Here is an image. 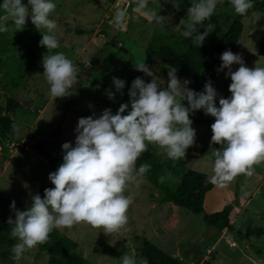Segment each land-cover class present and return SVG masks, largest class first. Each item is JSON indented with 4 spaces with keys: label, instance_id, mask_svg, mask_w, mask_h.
Here are the masks:
<instances>
[{
    "label": "rangeland",
    "instance_id": "obj_1",
    "mask_svg": "<svg viewBox=\"0 0 264 264\" xmlns=\"http://www.w3.org/2000/svg\"><path fill=\"white\" fill-rule=\"evenodd\" d=\"M22 2L27 4L28 0ZM53 2L57 8L50 18L58 25L56 34L60 40V47L55 51L65 53L80 69L76 83L69 90L71 95L55 98L49 94L50 86L42 64L48 50L39 44L45 29H37L29 16L23 30L16 31L8 21L10 30L2 33L37 58L18 87L4 85L5 69L0 65V106L5 109L8 97L21 103V107L10 114L19 126V132L13 137L18 145L7 150L1 149L0 144V236L9 217L15 218L10 208L13 200L18 209L26 210L37 187H54L49 174L63 163L62 145L75 144L79 118L93 114L98 117L108 108L115 114L121 104H130L128 93L136 74L151 79L136 69V62L149 65L166 85L168 72L175 69L163 63L154 50L163 44H170L180 52L186 49L181 43L185 30L182 24L188 20V8L199 0H180L179 9L169 0H148V7L143 10L137 8L135 0ZM151 11L162 17L161 22L151 18ZM222 11L235 13L230 0H218L214 13ZM3 14L0 9V15ZM244 25L242 38L233 52L242 54L248 67H264V56L257 53L264 34V15L252 14L244 19ZM233 67L235 70L239 65ZM226 71L220 72L215 83L218 93L225 98L231 96V79L226 77ZM113 77L125 81L122 90L117 91ZM188 87L200 92L192 81ZM108 89L115 93L114 99L108 97ZM201 114L204 122L195 127L196 144L188 149L187 167L212 177V151L220 145L210 143L215 118L205 115L203 110ZM38 140H44L47 156L42 157L35 151ZM151 146L166 156L164 149L151 144L148 148ZM46 157H52L53 162ZM125 195H130L133 203L128 209V224L120 231L106 234L102 228H93L87 223L59 228L78 242V252L88 259V264H121L125 253L141 264L139 250L143 237L184 264H264V163L255 166L251 177L238 176L224 188L214 185L204 199L206 213L232 204L231 222L246 239L228 230L217 234L201 214L173 203H160L158 190L143 178L139 189L130 185ZM17 242L0 244V264L3 252L12 249ZM19 263L47 264V254L35 247L27 250Z\"/></svg>",
    "mask_w": 264,
    "mask_h": 264
},
{
    "label": "clouds",
    "instance_id": "obj_2",
    "mask_svg": "<svg viewBox=\"0 0 264 264\" xmlns=\"http://www.w3.org/2000/svg\"><path fill=\"white\" fill-rule=\"evenodd\" d=\"M135 2L138 9L148 7V0ZM169 2L179 9L180 0ZM217 3L218 0H199L188 8L182 35L190 38L196 48L202 47L205 38L215 30L214 25L208 24L200 33L197 25L212 17ZM230 3L239 15L254 7L253 0H230ZM56 8L53 0H28L27 4L22 0H3L0 33L10 30L8 21L16 31L23 30L29 16L37 29L46 30L39 41L48 50L42 59L43 74L50 86L49 94L62 98L72 94L69 90L80 69L65 53L55 51L60 47L58 25L50 14ZM151 18L156 22L162 20L156 11H151ZM220 59L222 64L217 71L227 70L225 75L231 79L230 97L220 95L211 80L203 91L197 92L188 87L190 80L178 77L176 70H170L166 85L162 84L149 65L136 62V69L151 77V81L139 76L132 81L128 93L130 111H127L129 103H123L115 114L108 108L98 117L93 114L79 118L75 144L62 145L63 163L49 174L54 187L45 188L43 197L39 193L31 195L27 210L18 209L15 200L10 205L15 218L10 216L7 222L12 226L11 238L18 241L11 249L16 264L27 250L46 243L54 229L87 223L102 228L106 234H114L125 228L133 203L125 191L130 185L139 189L144 174L151 169L148 163L137 169L138 159L148 151L149 144L164 149L173 161L185 157L187 150L196 144L197 131L192 127L191 114L197 110L215 118L210 143L220 147L212 151L211 182L224 188L238 176H253L255 166L264 163V67L246 66L242 54L231 50L223 52ZM234 65H239L238 69L234 70ZM113 82L117 91L125 87L122 79L113 77ZM107 95L110 99L115 97L111 89ZM12 129L19 132L15 123ZM171 178L169 172L161 175L159 182ZM121 264L137 261L125 253Z\"/></svg>",
    "mask_w": 264,
    "mask_h": 264
},
{
    "label": "trees",
    "instance_id": "obj_3",
    "mask_svg": "<svg viewBox=\"0 0 264 264\" xmlns=\"http://www.w3.org/2000/svg\"><path fill=\"white\" fill-rule=\"evenodd\" d=\"M254 7L248 10L245 15H239L236 12L229 11L217 12L206 20L203 25H197L198 32L206 30L208 24L214 25L212 31L206 38L202 47L196 48L190 38L183 36L181 43L186 46L183 52L178 51L170 44L160 45L154 54L167 66L175 69L181 80L187 79L195 83L200 89L204 90L205 84L211 80L213 86L220 72L217 69L222 64L220 59L223 52L233 51L244 32V19L252 14L264 15V0H253ZM184 26V24H182ZM81 32V30H78ZM257 53L264 56V34L261 39ZM37 56L25 48L19 47L0 33V65L5 69L2 75L4 85L18 87L25 74L33 64ZM142 77L145 81L151 79L143 74H136V77ZM187 104V101L184 102ZM21 107V103L13 97L6 99L5 109L0 106V144L1 148L8 150L7 141L15 140L13 137L16 132L12 125L15 120L10 116L14 111ZM131 105L129 104V109ZM193 120L192 127H196L204 122L201 110L191 114ZM158 151V150H157ZM44 157L42 154H40ZM189 150L185 157L179 161H173L167 156L163 157L156 148L151 146L148 151L143 153L136 163L138 169L140 165L148 163L151 169L146 172L143 179L153 185L158 190L160 203H173L191 210L193 213L201 214L204 222L213 227L219 234L228 230L241 238L247 236L236 229L231 222L230 213L233 205L228 203L220 210L206 213L204 209V199L206 193L214 187L211 177L205 172L187 167ZM53 162L52 157H46ZM55 169L53 170V172ZM171 173V179L159 182L161 175ZM48 186L37 187L35 193L44 196V189ZM27 210V209H26ZM11 225H6L0 236V244H12L15 239L11 238ZM78 242L73 238L62 233L59 229H54L46 243L38 245V251L47 254V264H88L89 261L78 252ZM108 247V246H106ZM261 253V252H260ZM142 258L141 264H184L178 258L164 252L159 247L143 237V244L139 250ZM11 249L5 250L2 254L1 264H16L12 259ZM20 264V263H19Z\"/></svg>",
    "mask_w": 264,
    "mask_h": 264
},
{
    "label": "water",
    "instance_id": "obj_4",
    "mask_svg": "<svg viewBox=\"0 0 264 264\" xmlns=\"http://www.w3.org/2000/svg\"><path fill=\"white\" fill-rule=\"evenodd\" d=\"M119 2H120V0H119ZM102 94H104V92H102ZM34 149L39 154H42L44 156H47L48 155V148L44 144V140H38L36 142L35 146H34Z\"/></svg>",
    "mask_w": 264,
    "mask_h": 264
},
{
    "label": "built area",
    "instance_id": "obj_5",
    "mask_svg": "<svg viewBox=\"0 0 264 264\" xmlns=\"http://www.w3.org/2000/svg\"><path fill=\"white\" fill-rule=\"evenodd\" d=\"M17 143L14 140L7 141L8 147L14 148ZM18 145V144H17Z\"/></svg>",
    "mask_w": 264,
    "mask_h": 264
},
{
    "label": "crops",
    "instance_id": "obj_6",
    "mask_svg": "<svg viewBox=\"0 0 264 264\" xmlns=\"http://www.w3.org/2000/svg\"><path fill=\"white\" fill-rule=\"evenodd\" d=\"M216 208V207H215ZM215 208H213L212 210H210V212H212Z\"/></svg>",
    "mask_w": 264,
    "mask_h": 264
}]
</instances>
